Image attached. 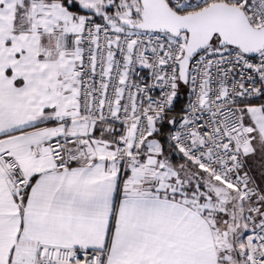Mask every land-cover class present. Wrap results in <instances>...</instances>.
I'll return each instance as SVG.
<instances>
[{"label":"snow or ice","instance_id":"6c2138e0","mask_svg":"<svg viewBox=\"0 0 264 264\" xmlns=\"http://www.w3.org/2000/svg\"><path fill=\"white\" fill-rule=\"evenodd\" d=\"M0 264H264V0H0Z\"/></svg>","mask_w":264,"mask_h":264}]
</instances>
